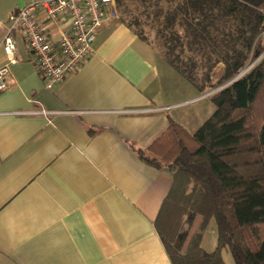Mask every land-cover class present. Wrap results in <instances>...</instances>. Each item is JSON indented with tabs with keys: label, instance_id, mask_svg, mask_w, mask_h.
I'll list each match as a JSON object with an SVG mask.
<instances>
[{
	"label": "crops",
	"instance_id": "crops-1",
	"mask_svg": "<svg viewBox=\"0 0 264 264\" xmlns=\"http://www.w3.org/2000/svg\"><path fill=\"white\" fill-rule=\"evenodd\" d=\"M26 2L0 0V65L9 18ZM13 35L16 60L0 91V264H172L153 223L171 171L136 149L168 117L192 134L215 110L211 95L176 85L175 70L118 18L51 87ZM215 247L216 238L208 252Z\"/></svg>",
	"mask_w": 264,
	"mask_h": 264
},
{
	"label": "trees",
	"instance_id": "trees-1",
	"mask_svg": "<svg viewBox=\"0 0 264 264\" xmlns=\"http://www.w3.org/2000/svg\"><path fill=\"white\" fill-rule=\"evenodd\" d=\"M114 1L116 18L139 39L148 42L144 30L154 28L166 62L199 91L235 77L264 39V0ZM211 100L215 110L192 134L168 117L165 129L136 149L142 162L171 171L154 227L172 264H225L223 248L234 264H264V57ZM190 212L213 218L212 251L197 232L183 248L175 243Z\"/></svg>",
	"mask_w": 264,
	"mask_h": 264
},
{
	"label": "built area",
	"instance_id": "built-area-1",
	"mask_svg": "<svg viewBox=\"0 0 264 264\" xmlns=\"http://www.w3.org/2000/svg\"><path fill=\"white\" fill-rule=\"evenodd\" d=\"M116 17L114 0H28L10 16L3 36L5 61L0 65V91L8 87V66L16 60L14 31L23 38L44 85L51 87L92 54L98 28Z\"/></svg>",
	"mask_w": 264,
	"mask_h": 264
},
{
	"label": "rangeland",
	"instance_id": "rangeland-1",
	"mask_svg": "<svg viewBox=\"0 0 264 264\" xmlns=\"http://www.w3.org/2000/svg\"><path fill=\"white\" fill-rule=\"evenodd\" d=\"M144 35H146V37H147L148 42H146V43L149 45L150 49H152L154 54L156 56H158V58H160L163 62L168 64L166 62L163 54H162V51H161L159 45L157 44V41H156L157 38H156V34L154 32V28L146 27L144 30ZM258 49L260 51H257ZM262 57H264V39H262L260 41V43L256 45L254 51L251 53L250 61H248L245 68H243L242 70H248L251 66H253L257 62H259V60ZM169 67L171 69H173L170 65H169ZM220 68H221V64H218L214 70L215 72L213 73V76L211 77L212 83H215L217 78L220 76V74H221ZM175 73L176 74H174V76L176 78H178V81L174 82L176 85L184 83V85L187 86V85L192 84L191 82L187 81L182 75H180L178 72L175 71ZM198 75H199V71H198ZM175 77L171 78L172 80L170 79L172 81V83H170V86L173 85V81L175 80ZM180 82H182V83H180ZM227 84H229V81H226V82H224L220 85H217L215 87H212V88L209 86H206L202 92H206L208 95L212 96L213 94H215L218 90H220L222 87L226 86ZM211 96H210V100H211ZM194 220H196V222ZM259 228L261 229L262 232H264V227H259ZM194 232H197L198 234L201 235L202 245L206 251H209L214 247L215 238H216V227H215V223H214L213 218L203 219L199 215H197L193 212H190V213L184 215L182 220H181L179 230L177 232V235H180L179 246H182L183 244L185 245L189 235L191 233H194ZM184 236H185L186 241H185V243L182 244L181 240L184 238ZM221 256H222V258L226 264H234L233 260L231 258L230 252L227 248H223L221 250Z\"/></svg>",
	"mask_w": 264,
	"mask_h": 264
},
{
	"label": "water",
	"instance_id": "water-1",
	"mask_svg": "<svg viewBox=\"0 0 264 264\" xmlns=\"http://www.w3.org/2000/svg\"><path fill=\"white\" fill-rule=\"evenodd\" d=\"M246 70H242L240 71L235 77H233L231 80H229V83L233 80H235L237 77H239L240 75H242Z\"/></svg>",
	"mask_w": 264,
	"mask_h": 264
}]
</instances>
